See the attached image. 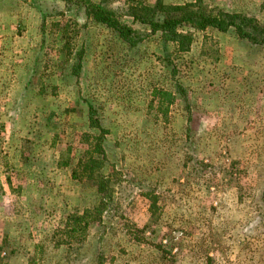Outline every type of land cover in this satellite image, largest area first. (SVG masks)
I'll list each match as a JSON object with an SVG mask.
<instances>
[{
	"label": "rangeland",
	"instance_id": "374dc122",
	"mask_svg": "<svg viewBox=\"0 0 264 264\" xmlns=\"http://www.w3.org/2000/svg\"><path fill=\"white\" fill-rule=\"evenodd\" d=\"M92 1L143 40L74 2L0 0V264H264V45L184 28L180 53L127 15L160 3L264 24V0ZM158 91L174 99L159 108ZM89 106L105 154L75 177L99 134ZM99 176L115 206L57 245L70 214L99 205Z\"/></svg>",
	"mask_w": 264,
	"mask_h": 264
},
{
	"label": "trees",
	"instance_id": "16d2710c",
	"mask_svg": "<svg viewBox=\"0 0 264 264\" xmlns=\"http://www.w3.org/2000/svg\"><path fill=\"white\" fill-rule=\"evenodd\" d=\"M61 1L67 4L74 2L73 6L82 7L88 17L112 29L123 41L132 46L143 40L132 27L121 21L114 11L106 5L105 1L100 3H94L92 0ZM31 4L39 8L37 0H31ZM175 10L181 11L182 14L176 17L171 14H164L165 10L159 3L155 8H129L127 15L132 17L135 22L148 26L151 33L160 34L164 46L174 44L176 50L180 53L189 51L195 41L194 32H205L208 29H215L219 32L234 29L241 40L252 45H264V24L260 23L255 17L231 13H220L218 15H201L193 11L187 13V6L178 7ZM184 28L194 32L185 31ZM80 65L79 63L77 67L81 68ZM157 97L160 99L159 108L163 107L166 99H174L173 95L164 91H158ZM89 126L94 130H98L99 134L97 136L85 135L87 139L84 143L88 146V149L73 170L75 177L80 172L85 175H92L97 168V164L100 163V160L95 158L96 155L105 154L103 147L105 130L92 106H89ZM99 179L101 180L102 177ZM98 193L102 197L97 207L92 210L88 209L83 213L77 211L68 216L65 227L61 231V238L55 240L57 245L72 246L73 243H83L85 232L91 222L97 221L99 217L103 214L106 215L115 206L112 192L104 180L99 181Z\"/></svg>",
	"mask_w": 264,
	"mask_h": 264
}]
</instances>
